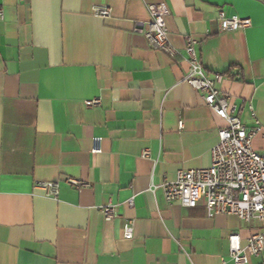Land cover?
<instances>
[{
	"label": "crops",
	"instance_id": "obj_1",
	"mask_svg": "<svg viewBox=\"0 0 264 264\" xmlns=\"http://www.w3.org/2000/svg\"><path fill=\"white\" fill-rule=\"evenodd\" d=\"M151 1L169 10L174 55L149 45L144 0H0V264H235L229 237L262 230L210 217L204 201L169 204L163 186L209 168L226 127L184 82L187 37L205 71L225 76L242 123L252 106L264 126V0ZM219 8L251 27L222 32ZM253 147L264 152V132ZM43 183H59L56 199ZM109 204L119 217L106 221Z\"/></svg>",
	"mask_w": 264,
	"mask_h": 264
},
{
	"label": "built area",
	"instance_id": "obj_2",
	"mask_svg": "<svg viewBox=\"0 0 264 264\" xmlns=\"http://www.w3.org/2000/svg\"><path fill=\"white\" fill-rule=\"evenodd\" d=\"M144 2L151 14L145 33L149 45L155 50L174 55L168 45L166 17L169 10L166 4L151 0ZM217 13L222 32L244 30L252 25L250 19L229 16L223 8H219ZM93 14L108 19L111 10L108 7H95ZM198 46L196 39L186 38L183 56L187 69L184 82L199 93L206 107L223 120L226 127L218 131V143L211 151V166L207 169L180 171L175 180L164 184V195L167 203H179L189 209L196 208L204 201L210 217L234 215L251 226L259 223L262 230L251 234L245 243L239 234L229 237L232 261L235 264H248L251 257L264 258V152H258L253 147L255 138L263 134L264 126L252 106L249 108L252 125L242 123L234 98L221 89L225 76L205 71ZM86 105L97 107L101 105V100L87 101ZM100 142L99 138L94 140V153H101ZM149 155V151L143 152V156ZM66 183L78 190L89 187L74 179H67ZM40 188L47 198L56 199L59 195V183H43ZM130 204H133L132 200ZM101 211L106 221L119 217L116 206L112 204L104 206ZM124 238H134V222L125 224Z\"/></svg>",
	"mask_w": 264,
	"mask_h": 264
}]
</instances>
